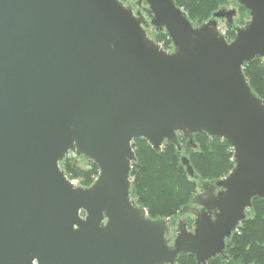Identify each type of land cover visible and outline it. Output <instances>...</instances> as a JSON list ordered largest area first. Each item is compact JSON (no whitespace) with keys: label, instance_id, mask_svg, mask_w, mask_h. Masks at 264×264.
Instances as JSON below:
<instances>
[{"label":"water","instance_id":"obj_1","mask_svg":"<svg viewBox=\"0 0 264 264\" xmlns=\"http://www.w3.org/2000/svg\"><path fill=\"white\" fill-rule=\"evenodd\" d=\"M229 1L249 16L230 42L218 22L233 26L235 9L197 25L174 0H136L144 15L120 0H0V264L223 255L252 200H264V100L243 73L264 59V0ZM199 133L226 141L234 166L202 182L180 211L191 230L179 220L170 244V219L149 218L131 197L132 142L159 153L178 135L194 148ZM70 154L97 166L89 187L61 169Z\"/></svg>","mask_w":264,"mask_h":264},{"label":"trees","instance_id":"obj_2","mask_svg":"<svg viewBox=\"0 0 264 264\" xmlns=\"http://www.w3.org/2000/svg\"><path fill=\"white\" fill-rule=\"evenodd\" d=\"M174 1L190 22L197 25L209 20L214 12L230 2L236 4L241 18L248 15L235 1ZM246 22L242 18L240 24L243 26ZM235 27L225 25L224 36L228 42L234 39ZM151 39L163 50H172L171 41L163 31H155ZM243 73L252 91L264 100V59L255 58L244 66ZM192 142L194 148L187 139L178 135L176 144L165 143L159 153L143 139L132 142L137 162L131 169V197L146 210L149 218L170 219L172 222L197 193V179L211 182L225 177L232 170V149L226 141L199 133L193 135ZM182 157L188 159L194 177L188 176L181 164ZM60 167L68 179L84 188L89 187L98 175V168L92 161L73 154L65 158ZM251 204L247 218L226 241L223 255L210 259L206 264H264V200L255 198ZM176 264H196V261L190 254H181Z\"/></svg>","mask_w":264,"mask_h":264},{"label":"rangeland","instance_id":"obj_3","mask_svg":"<svg viewBox=\"0 0 264 264\" xmlns=\"http://www.w3.org/2000/svg\"><path fill=\"white\" fill-rule=\"evenodd\" d=\"M135 2H136V0H126V2L124 4L127 5V6H131L133 8L134 12L140 11L143 14L142 8L146 7L145 4L142 3L140 5V7H138V6H136ZM222 8H224L225 10H231V9H235L236 10L237 14H236V17L234 18V25L236 27L237 26L238 27L242 26V24H240V21L242 20V18H243V22H246L248 20V15H246V16L244 15L242 18L240 17L239 11H238L237 6H236V4L234 2H230L227 6L222 7ZM225 25H226V22L224 20H219L218 28H219V31L223 35H225V32H226ZM154 32H155V30L152 27H150V26L147 27V33H148V36L150 38L154 37ZM81 164H83V163L81 162ZM74 182H75L76 185H78L76 181H74ZM202 182H205V181H201V180H198V179L196 180V184H197V193L196 194L201 192ZM247 215H249V211H248ZM182 219H186L187 220L188 230H191V228H192V221H193L192 216H190L188 214H186V215L179 214L177 217H175V219L172 222L169 223L168 238L170 240V244H172V242H173V240H174V238L176 236V224L179 222V220H182Z\"/></svg>","mask_w":264,"mask_h":264},{"label":"flooded vegetation","instance_id":"obj_4","mask_svg":"<svg viewBox=\"0 0 264 264\" xmlns=\"http://www.w3.org/2000/svg\"><path fill=\"white\" fill-rule=\"evenodd\" d=\"M184 215H186V214H184ZM188 215H190V214H188ZM191 216V215H190Z\"/></svg>","mask_w":264,"mask_h":264}]
</instances>
